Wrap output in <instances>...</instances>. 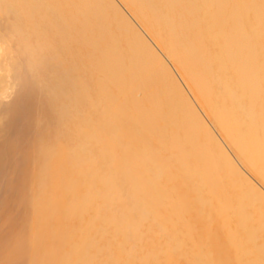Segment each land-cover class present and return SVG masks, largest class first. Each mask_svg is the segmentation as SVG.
<instances>
[{
    "label": "bare ground",
    "instance_id": "obj_1",
    "mask_svg": "<svg viewBox=\"0 0 264 264\" xmlns=\"http://www.w3.org/2000/svg\"><path fill=\"white\" fill-rule=\"evenodd\" d=\"M8 30L0 264H264V0H0Z\"/></svg>",
    "mask_w": 264,
    "mask_h": 264
},
{
    "label": "rangeland",
    "instance_id": "obj_2",
    "mask_svg": "<svg viewBox=\"0 0 264 264\" xmlns=\"http://www.w3.org/2000/svg\"><path fill=\"white\" fill-rule=\"evenodd\" d=\"M12 39L13 38L10 30H8L7 32H3V34H0V89L2 90L8 87V76L10 74H14L12 61L18 60V56L14 52L13 54L12 52L10 53V51H8L9 47H12L13 45V43H9ZM11 55L13 56L12 59L9 58ZM15 73L17 74V71H15ZM5 100H7V98Z\"/></svg>",
    "mask_w": 264,
    "mask_h": 264
}]
</instances>
